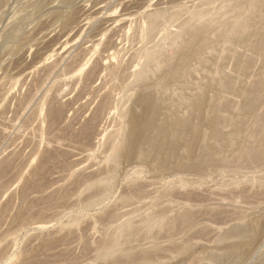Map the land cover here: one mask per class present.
I'll list each match as a JSON object with an SVG mask.
<instances>
[{"label": "rangeland", "instance_id": "obj_1", "mask_svg": "<svg viewBox=\"0 0 264 264\" xmlns=\"http://www.w3.org/2000/svg\"><path fill=\"white\" fill-rule=\"evenodd\" d=\"M74 1L0 2V264H236L237 251V264H264V153L253 164L239 155L264 151L252 145L264 133V44L254 45L264 36V3L238 26V7L246 12L256 0ZM192 7L210 12L198 21ZM163 8L165 21L147 36L148 13ZM66 15L79 26L66 25ZM234 23L242 35L249 23L247 39L237 29L230 36ZM152 47L163 53L151 64ZM107 54L116 75L100 69L91 81ZM97 179L107 192L91 187ZM133 218L142 233L118 236L121 254H102ZM145 218L167 226L152 234ZM247 225L249 235L226 236Z\"/></svg>", "mask_w": 264, "mask_h": 264}, {"label": "bare ground", "instance_id": "obj_2", "mask_svg": "<svg viewBox=\"0 0 264 264\" xmlns=\"http://www.w3.org/2000/svg\"><path fill=\"white\" fill-rule=\"evenodd\" d=\"M2 1H3V0H0V2H2ZM73 1H74V0H65V4L68 3V4H71V5H72V2H73ZM75 1H76V0H75ZM75 1H74V2H75ZM227 1H228V0H227ZM231 1H232V0H231ZM251 1H253V0H251ZM251 1H250V3H251ZM259 1H261V4L264 3V0H263V2H262V0H256L255 2L253 1V3H251V5L248 4L250 7L248 8V6H247L248 9H247V10L245 9L246 12L243 11V10H244L243 8H239V7H238L237 10H240V9H241V11H243L244 13H241V11H237V12L241 13V15H240L239 13L236 12L237 15H238V16H236V17H239V18H237L238 20H237V19H235V20H237V22H238L239 19H240V17L243 16V15H245V16L247 15L248 18H251V17L254 16V15L256 16V15H257V12L259 13V9H258V8L260 7V6H259V5H260V2H259ZM61 2H62V1H61ZM208 2L212 3V2H215V0H208ZM208 2H207V3H208ZM236 2H237V1H236ZM238 2H239V1H238ZM238 2H237V4H239V3L241 4V2H239V3H238ZM2 3H3V2H2ZM75 3H76V2H75ZM204 3H206V2H204ZM63 4H64V3H63ZM73 4H74V3H73ZM78 5H79V4H78ZM80 5H81V4H80ZM202 5H203V4H202ZM208 5H211V4H208ZM262 5H264V4H262ZM238 6H239V5H238ZM240 6L242 7V4H241ZM1 7H2V6H1ZM210 7H211V6H210ZM210 7H207V9H206V7H205V9H204V7H202L203 9H199V8H198L199 11H197V12H196V11L194 12V9H193V7H192L191 9H193V10H192V11H193V14H192L191 10H190V13H191L192 15H194L193 19H194L195 17L197 18V16H199V17L201 18V20H202V18H203L208 12H210V10H209ZM245 7H246V6H245ZM262 7L264 8V6H261L260 9H261V10H264V9H262ZM64 8H65V7H64ZM72 8H74V7H72ZM76 8H77V7H75V9H76ZM78 8H79V7H78ZM163 9H164V11H161V9H160L159 11H155V10H154L153 13H152V12H150V14L148 13L149 21H148V24L145 23V24H147V26L145 25L146 27H145V29H144V32H146V35H147V36L150 37L151 34H152L151 37H153V34H154L153 32H155L158 23H159V22L162 23V22L165 21V20H164V19H165V15H167V14H165V13H166V12H165V9H167V8H163ZM242 9H243V10H242ZM254 9H257L258 11L255 10L256 13H254V11H253ZM2 10H3V9H2ZM61 10H62V9H61ZM73 10H74V9H73ZM78 10H79V9H78ZM195 10H197V9H195ZM211 10H213V9L211 8ZM75 11H76V10H75ZM252 11H253V12H252ZM77 12H78V11H76V13H77ZM187 12H188V11H187ZM251 12L253 13V15H252ZM260 12H264V11H260ZM188 13H189V12H188ZM216 13H217V12H216ZM245 13H246V14H245ZM68 14H69V13H68ZM164 14H165V15H164ZM242 14H243V15H242ZM249 14L252 15V16H250ZM259 14H260V13H259ZM259 14H258V16H259ZM69 15H70V14H69ZM189 15H190V14H189ZM196 15H197V16H196ZM66 16H67V15H66ZM245 16H243V18H244ZM249 16H250V17H249ZM163 17H164V18H163ZM166 17H167V16H166ZM188 17H189V16H187V18H188ZM191 17H192V16H190L189 19H190ZM263 17H264V13H263ZM66 18H68V16H67ZM148 18H147V19H148ZM161 18H163L164 21H162ZM196 18H195V20H196ZM200 18H197V19H199L198 21H200ZM245 18H246V17H245ZM252 18H253V17H252ZM260 18H262V16H260ZM124 19H125V18H124ZM177 19H178V18H177ZM246 19H247V18H246ZM263 19H264V18H262L261 20L264 21ZM63 20H64V19H63ZM66 20H67V19H66ZM74 20H76V16H74V17H71V16H70V18H68L67 22L65 21V24L67 25V24H69V23H71V22L73 23ZM79 20H80V19L76 20L78 26H79V23H80ZM173 20H174V19H173ZM186 20H187V19H186ZM191 20H192V19H191ZM235 20H233V21L235 22ZM243 20H244V19H243ZM243 20H242V18H241V21H242V22H241V21H240V22L243 23ZM250 20L252 21V19H249V22H250ZM146 21H147V20H146ZM146 21H145V22H146ZM171 21H172V20H171ZM187 21H188V20H187ZM187 21H186V22H187ZM246 21H247V20H246ZM63 22H64V21H63ZM183 22H184V21H183ZM183 22H182V23H183ZM186 22H185V23H186ZM244 22H245V21H244ZM161 23H160V24H161ZM160 24H159V25H160ZM262 24H263V23H262ZM233 25L237 26V24H235V23L232 24V27H233ZM239 25H240V23L238 22V26H239ZM263 25H264V24H263ZM263 25H262V26H263ZM142 26H143V25H142ZM163 26H164V25H163ZM184 26H185V25H184ZM238 26H237V28H238ZM249 26H250V25H249V23H248V27H249ZM158 27H159V26H158ZM248 27L246 26V27H244V28H248ZM258 27H259V26H258ZM37 28H38V27H37ZM138 28H139V27H138ZM142 28H143V27H142ZM159 28H160V27H159ZM229 28L231 29V27H228V31H229ZM237 28H236V27H233V29L230 30V31L234 32L233 34H230V33L228 32V33L230 34V36H232V35H236V34L239 36L238 33H235V31H236L235 29H237ZM244 28L242 29V30H244V31H243V35H244V32H245V29H244ZM249 28H250V27H249ZM249 28L246 29V32L250 31V29H251L252 27H251L250 29H249ZM42 29H43V28H42ZM256 29H257V28H256ZM260 29H264V28H263V27H260ZM260 29H259V32H261ZM157 30H158V29H157ZM157 30H156V31H157ZM242 30H241V32H242ZM251 30H252V29H251ZM135 31H136V30H135ZM137 31H138V30H137ZM142 31H143V29H142ZM226 31H227V30H225V34L227 33ZM237 31H238V29H237ZM165 32H166V31H165ZM165 32H164V33H165ZM221 32H222V35H223L224 32H223V31H221ZM238 32H239V31H238ZM246 32H245V34H247V35H245V36L243 37L244 39H245L246 36H248V34H249V33H246ZM252 32H253V31H252ZM262 32H263V31H262ZM167 33H168V34H166V33L163 34V35H164V38L167 37V36H169L170 33L168 32V30H167ZM239 33H240V32H239ZM263 33H264V32H263ZM229 34H228V35H229ZM240 34L242 35V33H240ZM258 34H259L260 36L258 35L259 37H256V38H255V39H256V40H255L256 43L254 44L255 46H257V47H256V50H260V49L258 48V46H259V45L262 46L261 44H264V36L261 35V33H258ZM44 35H45V34H44ZM134 35L136 36V34H133V36H134ZM138 35H139V34H138ZM142 35H144V34H142ZM154 35H155V34H154ZM165 35H167V36H165ZM237 35H236V36H237ZM243 35H242V36H243ZM256 35H257V34H256ZM230 36H227V35L224 36V35H223L222 37H223V38L225 37L224 39H226V37H230ZM236 36H235V37H236ZM254 36H255V35H254ZM58 37H59V36H58ZM149 37H148V38H149ZM195 37H196V36H195ZM248 37H249V36H248ZM220 38H221V37H220ZM232 38H234V37H230V38H227V39H228V40L230 39V41H231ZM237 38H238V37H237ZM243 38H242V39H243ZM190 39H191V38H190ZM196 39H197V37H196ZM221 39H222V38H221ZM224 39H223V40H224ZM235 39H236V38H235ZM238 39H241V37L238 38ZM246 39H247V38H246ZM137 40H138V39H137ZM137 40H136V41H137ZM145 40H146V38H145ZM148 40H150V39H148ZM162 40H163V39H162ZM166 40H167V38H166ZM194 40H195V39L192 38V40H191L190 43H193V44H194V43H197L196 40H195V42H192V41H194ZM232 40H234V39H232ZM143 41H144V40H143ZM189 41H190V40H189ZM224 41H225V40H224ZM226 41H227V40H226ZM240 41H241V40H240ZM240 41H238V42H240ZM243 41H245V40H243ZM246 41H247V40H246ZM246 41H245V42H246ZM250 41H251V43H252V40H250ZM160 42H161V41H160ZM163 42H164V41H163ZM165 42H166V41H165ZM227 42H229V41H227ZM113 43H114V42H113ZM145 43H147V42H145ZM230 43H231V42H230ZM241 43H242V42H241ZM253 43H254V41H253ZM163 44H164V43H163ZM144 45H145V44H144ZM154 45H155V44H154ZM154 45H152V46H154ZM158 45H159L160 48H162V47L160 46L161 44H158ZM158 45H157V47H158ZM228 45H229V43H228ZM254 45H253V47H254ZM247 46H248V45H247ZM251 46H252V45H251ZM251 46H250V47H251ZM260 46H259V47H260ZM87 47H89V46H87ZM159 47H158V48L155 47L156 50L159 49ZM164 47H165V46H164ZM228 47H230V46H228ZM253 47H252V48H253ZM262 47H263V46H262ZM165 48H166V47H165ZM257 48H258V49H257ZM150 49H151V48H150ZM222 49H223V47H222ZM84 50H85V49H84ZM156 50H153V47H152L151 51H148V50H147L146 53H145V58L147 57L146 59H148L149 61H151V64L154 63V61L159 62V60H158V59H160L159 56H158V55H159V52H160V53H161V52L163 53V51H162L163 48H162V50L160 49L161 51H160V50L156 51ZM253 50H254V49H253ZM89 51H90V49H89ZM139 51H140V50H139ZM195 52L197 53V50H196ZM195 52H194V53H195ZM198 52H199V48H198ZM234 52H235V51H234ZM238 52H239V51H238ZM99 53H100V52H99ZM142 53H143V52H142ZM142 53H141V54H142ZM194 53H193V55H194V56L197 55V57H198V56L201 54V51L199 52L200 54H199V53H198V54H194ZM77 54H78V53H77ZM97 54H98V53H97ZM111 54H112V53H111ZM235 54H236V53H235ZM99 55H101V54H99ZM108 55H109V54H107V56H108ZM160 55H161V54H160ZM263 55H264V54H263ZM263 55H262V57H263ZM238 56H239V54H238ZM104 57H106V56H104ZM108 57H109V56H108ZM71 59H73V58H71ZM78 59H79V58H78ZM98 59H99V58H98ZM111 59H112V58H111ZM80 60H81V59H80ZM109 60H110V57H109V58H103V57L101 56L100 60H98V61H99V62H98V63H99V66H96V68L94 67V68L92 69V71L89 73V74H90L91 81L93 80L92 78H95V77L97 78L98 73H99V75H100V69H104L105 72H106L107 69H108L110 72H112V73L115 74V70L117 71V68H115V67H114L115 64L113 65L112 63L109 62ZM157 60H158V61H157ZM70 61H71V60H70ZM110 61H111V60H110ZM92 62H93V60H92ZM95 62H96V61H95ZM147 62H148V61H147ZM156 62H155V63H156ZM98 63H97V65H98ZM75 64H76V62H75ZM144 64H145V63H144ZM144 64H143V67H144ZM72 65H73V64H72ZM93 65H94V64H93ZM146 65H147V64H146ZM148 65H150V64H148ZM148 65H147V66H148ZM90 66H91V65H90ZM117 66H118V65H117ZM119 66H120V65H119ZM119 66H118V67H119ZM124 66H127V65H124ZM147 66H145V67L148 69ZM70 67H72V66H70ZM75 67H77V66H75ZM98 67H99V69H98ZM127 67H128V66H127ZM145 67H144V68H145ZM124 68H125V67H124ZM144 68H142V69H144ZM142 69H141V71H143ZM42 70H43V69H42ZM71 70H72V69H71ZM120 70H121V69H120ZM89 71H90V70H88V72H89ZM109 71H107V72L109 73ZM147 71H148V70L145 69V70H144V73L147 72ZM124 72H125V71H124ZM120 73H121V72H120ZM89 74H87V75H89ZM103 74H105V73H103ZM122 74H123V73H122ZM134 74H136L135 76H138V78H141L142 75H144V74H142V72H140V70H138V69L134 71ZM109 75H110V74H109ZM115 75H116V74H115ZM115 75H113V76H115ZM118 75H119V74H118ZM221 75H222V74H221ZM104 76H105V75H104ZM113 76H112V77H113ZM139 76H141V77H139ZM222 76H223V75H222ZM125 77H126V75H125ZM96 78H95V79H96ZM109 78H111V77H109ZM113 78H114V77H113ZM223 78H224V77H223ZM97 79H98V78H97ZM119 79H120V78H119ZM125 79H126V78H125ZM219 79H222V78L219 76ZM109 80H110V79H109ZM122 80H123V78H122ZM222 80H225V78L222 79ZM260 80L262 81V79H260ZM100 81H102V80L100 79ZM107 81H108V80H107ZM226 81H227V80H226ZM258 81H259V80H258ZM103 82H104V81H103ZM115 82H116V81H115ZM228 82H229V77H228ZM230 82H231V80H230ZM118 83H119V81H118ZM221 83H224V84H225V82H223V81H222ZM88 84H89V83H88ZM98 84H99V83H98ZM98 84H97V85H98ZM113 84H114V83H113ZM224 84H221V85L225 86ZM227 84H228V83H227ZM256 84H257V83H256ZM100 85H101V84H100ZM118 85H119V84H118ZM118 85H117V87H118ZM120 85H121V84H120ZM252 85H253V84H252ZM94 86H95V85H94ZM98 86H99V85H98ZM253 86H254V85H253ZM257 86H258V85H257ZM91 87H92V86H91ZM259 87H260V86H259ZM88 88H89V87H88ZM114 88H115V87H114ZM93 89H94V88H93ZM97 89H98V88H97ZM253 89H254V88H253ZM90 90H91V88H90ZM99 90H100V89H99ZM110 91H111V90H110ZM97 92H98V91H97ZM112 93H113V92H112ZM102 94H103V93H102ZM109 94H110V93H109ZM103 95H104V94H103ZM113 96H114V95H113ZM152 97H153V96H152ZM26 99H27V98H26ZM28 99H29V98H28ZM106 99H107V98H106ZM106 99H105V100H106ZM109 100H110V99H109ZM109 100H108V101H109ZM151 100H152V99H151ZM26 101H27V100H26ZM101 101H102V100H101ZM57 103H58V102H57ZM102 103H103V102H102ZM107 103H108V102H106V104H107ZM98 105H99V104H98ZM98 105H97V106H98ZM104 105H105V103H104ZM112 105H113V104H112ZM105 106H106V105H105ZM109 106H110V105H109ZM107 107H108V106H107ZM107 107H106V109H107ZM192 107L194 108L195 106H192ZM97 108H98V107H97ZM103 108H104V106H103ZM108 108H109V107H108ZM59 110H61V109H59ZM49 111H50V110H49ZM49 111H48V112H49ZM53 111H54V110H53ZM55 111H56V110H55ZM260 111H261V110H260ZM105 112H106V111H105ZM262 112H263V111H262ZM49 113H50V112H49ZM51 113H52V109H51ZM100 113H101V112H100ZM100 113H99V114H100ZM258 113H259V112H258ZM263 113H264V112H263ZM56 114H57V113H56ZM49 115H50V114H49ZM59 115H60V114H59ZM259 115H260V114H259ZM96 116H97V115H96ZM136 116H137V115H136ZM260 116H261V115H260ZM260 116H259V117H260ZM263 116H264V115H263ZM56 117H57V116H56ZM100 117H101V116H100ZM259 117H258V118H259ZM134 118H135V119H133L134 122H132L133 125H134V126H133L134 129H133V128H132V129H133V134H135L134 136H135L136 139L138 140V139L140 138V126H141L140 123H141L142 121H141L140 117H134ZM218 118H220V117H218ZM254 118H255V117H254ZM263 118H264V117H263ZM53 119H54V118H53ZM90 119H91V118H90ZM95 119H96V118H95ZM97 120H98V118H97ZM219 120H220V119H219ZM55 121H56V120H55ZM90 121H91V120H90ZM94 121H95V120H94ZM183 121H185V120H183ZM254 121H257V120H254ZM219 122H220V121H219ZM260 122H261V121H260ZM86 123H87V122H86ZM92 123H93V122H92ZM256 123H257V122H256ZM258 123H259V122H258ZM263 123H264V122H263ZM184 124H185L184 127H186V126H187V125H186L187 123L185 122ZM52 126H53V125H52ZM86 126H87V124H86ZM263 126H264V124H263ZM68 127H69V126H68ZM51 128H52V127H51ZM93 128H94V127H93ZM88 129H89V128H88ZM184 129H185V128H184ZM51 130H52V129H51ZM84 130H86V129L84 128L83 131H84ZM90 130H91V129H90ZM92 130H93V129H92ZM257 130H258V127H257ZM257 130H256V131H257ZM184 131H185V130H184ZM184 131H183V132H184ZM262 131H263V130H262ZM262 131H260V132H262ZM77 132H78V131H77ZM77 132H76V133H77ZM85 132H86V131H85ZM88 132H89V131H88ZM260 132L258 131L259 134H260ZM76 133H75V134H76ZM255 133H256V132H255ZM258 133H256V134H258ZM70 134H71V133H70ZM72 134H73V133H72ZM83 134H85V133H83ZM261 134H262V133H261ZM261 134H260V135H261ZM263 134H264V133H263ZM263 134H262V136H260V135L258 136V138H259V137L261 138L260 140H259V139H256V140L254 141V139L257 138V137L253 138L252 141H254V142H252V145H255V144H253V143H256V141L258 140V141H260V144L263 143L262 145L264 146V135H263ZM79 135H80V134H79ZM81 135H82V134H81ZM57 136H58V135H57ZM82 136H83V135H82ZM88 136H89V135H88ZM162 136H163V135H162ZM254 136H255V135H254ZM256 136H257V135H256ZM73 137H74V136H73ZM54 138H55V137H54ZM58 138H59V137H58ZM77 138H78V137H77ZM112 139H113V138H112ZM55 140H56V139H55ZM82 140H83V139H82ZM261 140H262V142H261ZM258 141H257V142H258ZM107 142H108V141H107ZM111 143H112V142H111ZM111 143H110V144H111ZM257 144H258V143H257ZM257 144H256V145H257ZM250 145H251V144H250ZM252 145H251V147H252ZM109 146H110V145H109ZM260 146H261V145H259V147H260ZM263 146H261V147L263 148ZM110 147H111V146H110ZM253 147H256V146H253ZM261 147H260V148H261ZM67 148H68V147H67ZM248 148H249V147H248ZM114 149H115V148H114ZM243 149H245V148H243ZM243 149H242V150H243ZM250 149H251V148H250ZM115 150H116V149H115ZM246 150H247V149H246ZM246 150H244V152L241 151L242 154H239V155H240V156L243 155L242 158L248 160V162L250 161V163L252 162V164L255 163V162H258V161L261 159L262 154L264 153V151H262V152L259 151V148H258V147L256 148V150H253V148H252L251 150H248L247 152H246ZM260 150H261V149H260ZM262 150H264V149H262ZM51 151H53V150H51ZM65 151H66V149H65ZM67 151H68V150H67ZM67 151H66V152H67ZM111 151H112V150H111ZM113 151H114V150H113ZM57 152H58V151H57ZM60 152H61V151H60ZM259 152H260L261 154H260ZM46 153H47V152H46ZM53 153H54V152H53ZM53 153H52V154H53ZM63 153H64V152H63ZM52 154H51V156H52ZM56 154H57V153H56ZM114 154H115V151H114ZM210 154H211V153H210ZM54 155H55V154H54ZM57 155H58V154H57ZM260 155H261V156H260ZM208 156H209V155H208ZM44 157H45V156H44ZM237 157H238V156H237ZM263 157H264V155H263ZM42 158H43V157H42ZM46 158H47V157H46ZM211 158H212V157H211ZM240 158H241V157H240ZM205 159L207 160V158H205ZM244 159H240L241 161L243 160V162H241V163H244V162L246 161V160H244ZM47 160H48V158H47ZM240 160H239V161H240ZM41 161H45V160H41ZM239 161H238V162H239ZM260 161H261V160H260ZM38 163L40 164V162H38ZM38 163H37V164H38ZM41 163H42V162H41ZM46 163H47V161H46ZM235 163H236V162H235ZM5 164H6V163H5ZM5 164H4V165H5ZM9 164H10V163H9ZM238 164H240V163H238ZM260 164H261V163H260ZM260 164H259V165H260ZM45 165H46V164H45ZM45 165H44V166H45ZM241 165H242V164H241ZM257 165H258V164H257ZM5 166H6V165H5ZM7 166H8V165H7ZM37 166H38V165H37ZM40 166H42V165H40ZM42 167H43V166H42ZM46 167H47V165H46ZM35 168H36V167H35ZM38 168H39V166H38ZM38 168H37V169H38ZM107 168H108V166H107ZM3 169H5V167H4ZM44 169H45V168H44ZM6 170H7V169H6ZM6 170H2V171H6ZM40 170H41V169H40ZM100 170H101V169H100ZM100 170H98V171H100ZM33 171H35V170H33ZM37 171H38V170H37ZM102 171H103V170H102ZM45 172H46V171H45ZM45 172H44V170H43V175L45 174ZM80 172H81V171H80ZM39 173H41V172H39ZM98 173H99V172H98ZM36 174H37V173H35V175H36ZM76 174H78V173H76ZM82 174H83V172L81 173V175H82ZM90 174H91V172H90ZM31 175H32V174H31ZM39 175H41V174H39ZM94 175H95V174H94ZM0 176H1V175H0ZM91 176H92V175H91ZM96 176H97V175H95L94 177L97 178ZM86 177H87V176H86ZM94 177H93V178H94ZM37 178H38V177H37ZM41 178H42V177H41ZM81 178H82V177H81ZM84 178H85V177H84ZM248 178H249V177H247V179H248ZM77 179H78V178H77ZM247 179H246V180H247ZM88 180H89V179H88ZM97 180H98V181H97ZM97 180H96L97 182H95V180L93 181L94 183L91 185L92 188H97L99 185H102L101 183H99L102 179H101V180H100V179H97ZM251 180H252V179H251ZM35 182H36V181H35ZM35 182H34V183H35ZM38 182H39V181H38ZM31 183H32V182H31ZM41 183H42V182H41ZM41 183H39V185H40ZM90 183H91V182H89V184H90ZM35 184H36V183H35ZM66 184H67V183H66ZM71 184H72V183H71ZM74 184H75V183H74ZM137 184H138V183H137ZM245 184H246V183H245ZM26 185H29V184H26ZM251 185H252V184H251ZM71 186H72V185H71ZM71 186H70V187H71ZM75 186H76V185H75ZM77 186H78V185H77ZM105 186H106V185L103 186V187H104L103 189H104V191L107 192L108 187H107V186L105 187ZM31 187H32V184H31ZM31 187H29V188H31ZM33 187H35V186H33ZM85 187H87V186H85ZM99 187H100V186H99ZM242 187H243V186H242ZM242 187H241V188H242ZM245 187H246V186H245ZM25 188H26V187H25ZM27 188H28V187H27ZM36 188H37V187H36ZM38 188H40V187H38ZM63 188H64V186H63ZM87 188H88V187H87ZM101 188H102V187H100L99 190L103 191V189H101ZM133 188H134V187H133ZM138 188H139V187H138ZM140 188H141V187H140ZM140 188H139L138 190L141 191ZM166 188H167V189H169V188L172 189L171 187L168 188L167 186H166ZM248 188H249V187H248ZM88 189H89V188H88ZM167 189H165V192H166ZM243 189H244V188H243ZM257 189H258V188H257ZM23 190H24V189H23ZM62 190H63V189H62ZM66 190H67V189H66ZM135 190H136V189H135ZM135 190H133L134 193H135ZM259 190H260V189H259ZM25 191H27V190H25ZM28 191H29V190H28ZM67 191H68V190H67ZM81 191H83V190H81ZM89 191H91V190L89 189ZM133 191L130 192V193L133 194ZM167 191H168V190H167ZM246 191H247V189H246ZM260 191H261V190H260ZM260 191H259V192H260ZM95 192H96V191H95ZM95 192H94V193H95ZM137 192H138V191H137ZM26 193H28V192H26ZM26 193H25V195H26ZM52 193H53V192H52ZM54 193H55V192H54ZM65 193H66V192H65ZM81 193H82V192H81ZM103 193H104V192H103ZM61 194H62V193H61ZM66 194H67V193H66ZM69 194H70V193H69ZM128 194H129V193H128ZM138 194H140V193H138ZM138 194L136 193L135 195L137 196ZM258 194H259V193H258ZM45 195H46V194H45ZM45 195H43V196H45ZM106 195H107V194H106ZM106 195H105V196H106ZM256 195H257V194H256ZM61 196H62V195H61ZM61 196H60V197H61ZM64 196H65V195H64ZM64 196H63V198H64ZM40 197H41V196H39L38 198H40ZM46 197H47V196H46ZM54 197H55V196H54ZM57 197H58V196H57ZM60 197H58L57 199H59ZM66 197H67V196H66ZM129 197L131 198V196H129ZM129 197H128V198H129ZM51 198H53V197L51 196ZM51 198H50V199H51ZM130 198H129V199H130ZM134 198H135V197H134ZM48 199H49V196H48ZM124 199H126V198H124ZM124 199H123V201L126 202ZM131 199H132V198H131ZM37 200H38V199H37ZM41 200H42V199L40 198V202H41ZM44 200H45V199H44ZM44 200H43V201H44ZM52 200H53V199H52ZM52 200H51V201H52ZM54 200H55V198H54ZM54 200H53V201H54ZM59 200H60V199H59ZM66 200H67V199H66ZM38 201H39V200H38ZM62 201H63V200H62ZM129 201H130V200H129ZM55 202H56V200H55ZM44 203H45V205H46V202H44ZM51 203H52V202H51ZM53 203H54V202H53ZM53 203H52V204H53ZM29 204H30V203H29ZM32 204H34V203H32ZM47 204H48V203H47ZM30 205H31V204H30ZM37 205H38V204H37ZM39 205H40V204H39ZM49 205H50V204H49ZM54 205H55V204H54ZM61 205H62V203H61ZM59 206H60V205H59ZM26 207H27V206H26ZM42 207H43V206H42ZM45 207H46V206H45ZM45 207H44V208H45ZM30 208H31V207H30ZM46 208H47V207H46ZM25 210H26V209H25ZM41 213H42V210H41ZM35 214H36V213H35ZM37 214H38V213H37ZM39 214H40V212H39ZM110 214H111V213H110ZM112 214H114V213H112ZM40 215H41V214H40ZM115 215H116V214H115ZM110 216H111V215H110ZM112 216H113V215H112ZM142 217H143V216H142ZM142 217H141V218H142ZM146 217H147V216H146ZM189 217H190V215H188L187 213H184V214H181V215L179 216V218H178L177 221H180V223H181V222H182V223H187L188 220H189ZM167 218H169V216H168ZM161 219H162V218H161ZM172 219H173V218H172ZM133 220H134V218H133ZM140 220L142 221V219H140ZM168 220H171V219L169 218ZM173 220H174V219H173ZM73 221H74V220H73ZM73 221H72V222H73ZM143 221H144V227H143V228H145V229H143V228H142V229L145 230V231H149V230H150V232H151V230H152L153 228H155V227H157V228L161 227V229H162V228H165V227L167 226V225H166L165 227H162V226H164L165 224H162V223H164V222L161 223L159 220H153V219L145 218ZM162 221H163V220H162ZM164 221H167V220H164ZM175 221H176V219H175ZM262 221H264V220L262 219ZM136 222H137V220H136ZM136 222H135V220H134V222H133L132 220H127V221L125 220V222L122 223V225L119 227V230H118V232H117L118 234L115 233V236H113L112 238L110 237L109 240L107 239L108 241H106L104 245L102 244L103 247H102V248L100 247V248H101V250H100L101 253H102V254H107V255H112V256H113V254H114V255H117V253L122 252V251H123V248L119 245V239L121 238V236H124V237L126 236V238H127L128 235L130 236V235L133 234V233H139V229H138V227L135 225ZM140 224H143V222L140 223ZM167 224H168V223H167ZM259 224H261V223L259 222ZM259 224H258V225H259ZM169 225H170V223H169ZM171 225H173V224H171ZM171 225H170V226H171ZM262 225H263V228H264V222L262 223ZM118 226H119V225H118ZM174 226H175V224H174ZM116 227H117V226H116ZM172 227H173V226H172ZM172 227H171V228H172ZM246 227H247V228H245V226H244V228L241 227V229H240V227H238V228H237L238 230H236V229L233 228L234 231H230L228 234H226V236H227V237H231V238H233L234 236H237V235H238L237 237H240L241 235L243 236L244 234H246L248 231H249V232L252 231V230H250V229H252L250 225H249V226L247 225ZM248 227H250V229H248ZM259 227H260V226H259ZM114 228H115V227H114ZM167 228H168V227H167ZM256 228H258V227L256 226ZM159 229H160V228H159ZM168 229L171 230L170 227H169ZM114 230H115V229H114ZM116 230H117V229H116ZM153 230H154V229H153ZM153 230H152V232H153ZM169 230H168V231H169ZM257 230H258V229H257ZM112 231H113V230H112ZM140 231H141V230H140ZM160 231H161V230H160ZM258 231H262V230L259 229ZM258 231H257V232H258ZM115 232H116V231H115ZM152 232H151V233H152ZM154 232L156 233V230H154ZM161 232H162V231H161ZM249 232H248V233H249ZM110 233H111V232H110ZM112 233H113V232H112ZM140 233H142V232H140ZM140 233H139V234H140ZM143 233H145V232H143ZM151 233H150V234H151ZM158 233H159V232H158ZM164 233H165V232H164ZM248 233H247V234H248ZM107 234H108V233H107ZM113 234H114V233H113ZM113 234H112V235H113ZM152 234H153V233H152ZM247 234H246V235H247ZM249 234H250V233H249ZM249 234H248V235H249ZM141 235H142V234H141ZM141 235H140V236H141ZM246 235H245V237H246ZM106 236H107V235H106ZM109 236H110V235H109ZM118 236H120V238H119ZM135 236H136V235H135ZM138 236H139V235H138ZM226 236H225V237H226ZM232 236H233V237H232ZM250 236H251V235H250ZM104 237H105V236H104ZM142 237H143V236H142ZM245 237H244V238H245ZM136 238H138V237L136 236ZM240 238H242V237H240ZM247 238H248V236H247ZM121 239H122V238H121ZM103 240H105V239H103ZM101 242H102V240H101ZM103 242H104V241H103ZM251 242H252V241H251ZM246 244H247V243H246ZM252 244H253V243H252ZM157 245H158V244H157ZM154 246H155V245H154ZM243 246H244V245H243ZM248 246H249V247L251 246V243H250V242H249V245H248ZM248 246H246V247H248ZM158 247H160V246H158ZM163 247H164V246H163ZM236 247H237V246H236ZM252 247H253V245H252ZM252 247L247 248V249L250 250ZM155 248H156V246H155ZM161 248H162V247H161ZM242 248L244 249L245 246L242 247ZM150 249H151V248H150ZM237 249H238V247H237ZM239 249H240V248H239ZM247 249H245V252L248 251ZM159 250H160V249H159ZM163 250H164V249H163ZM235 250H236V249H234V251H232V252H236V251H237V250H236V251H235ZM132 251H133V250H132ZM150 251H151V250H150ZM124 252H125V251H124ZM142 252H143V251H142ZM241 252H243V251H241ZM126 253H127V252H126ZM126 253H125V254H126ZM239 253H240V252L237 251V253H236L237 256L240 255ZM120 254H121V253H120ZM137 254H139V253H137ZM142 254H143L142 256H146V255L148 254V252H143ZM228 254H229V253H228ZM241 254H242V253H241ZM100 255H101V254H100ZM127 255H129L130 257H132V254H131L130 250H129V253H128ZM134 255H135V254H134ZM123 256H124V255H123ZM140 256H141V255H140ZM147 256H148V255H147ZM147 256H146V257H147ZM149 256H150V255H149ZM234 256H235V255H234ZM237 256H236V258H237L236 261L238 262V257H237ZM242 256H243V255H241V256H239V257L241 258ZM120 257H121V256H120ZM124 257H125V256H124ZM127 257H128V256H127ZM127 257H126V258H127ZM130 257H128L127 259H131ZM150 257H151V256H150ZM215 257H216V256H215ZM122 258H123V257H122ZM212 258H214V257L211 256V258H210L209 260H211ZM231 258H232V256H231ZM231 258L229 257V259H231ZM138 259H141V258H138ZM214 259H215V258H214ZM214 259H212V260H214ZM233 259L235 260V258H233ZM212 260H211V261H212ZM226 260H227V259H226ZM226 260H225V261H226ZM225 261H224V262H225ZM129 262H130V261H129ZM216 262H217V260H216ZM227 262H228V261H227ZM233 262H234V261H233ZM237 262H236V264H237ZM228 263H229V262H228ZM260 263H261V262H260ZM225 264H226V262H225ZM233 264H234V263H233Z\"/></svg>", "mask_w": 264, "mask_h": 264}]
</instances>
